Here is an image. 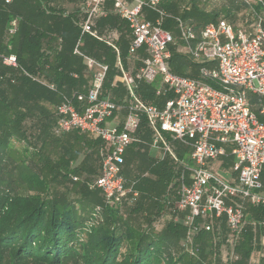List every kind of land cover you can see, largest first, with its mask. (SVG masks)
Masks as SVG:
<instances>
[{
  "label": "built area",
  "instance_id": "1",
  "mask_svg": "<svg viewBox=\"0 0 264 264\" xmlns=\"http://www.w3.org/2000/svg\"><path fill=\"white\" fill-rule=\"evenodd\" d=\"M146 12L153 13L154 18L149 19ZM68 13L63 11L64 15ZM110 13L128 28V57L144 51L136 69L124 67L118 32L96 27V20ZM76 16L79 33L72 53L82 59L90 81L85 90L61 96L54 107L51 132L60 137L73 131L100 140L99 173L87 181L88 187L99 190L102 198L94 215L103 206L122 209L138 201L140 192L134 180L123 174L122 166L126 149L142 142L138 132L144 118L152 146L160 150L159 159L169 157L175 164L176 177L169 182L162 202L172 213L186 211L182 219L186 234L181 243L190 246L189 252L195 254L193 239L200 231L218 240L223 217L227 235L220 248L227 246L225 261H235L238 256L233 246L245 223L246 207L264 208V121L251 110L248 98L249 93L264 98L263 17L255 14L247 27H234L226 19H217L198 29L185 19L173 17L178 31L176 42L172 32L162 27L164 20L172 16L161 0H82ZM16 27V20H11L7 38ZM86 35L104 42L115 54L116 80L112 86L119 82L125 90L118 101L102 94L108 64L80 50ZM169 44L198 65L197 77L172 71ZM0 60L10 68L19 67L13 53H0ZM20 71L55 90V84L43 77L21 67ZM142 82L156 84L155 96H167L161 106L139 96ZM175 142L189 148L190 163L178 157ZM226 155L232 157L231 174L224 178L211 166ZM158 222L160 218L152 226L157 227ZM249 264H259V256L250 257Z\"/></svg>",
  "mask_w": 264,
  "mask_h": 264
},
{
  "label": "trees",
  "instance_id": "2",
  "mask_svg": "<svg viewBox=\"0 0 264 264\" xmlns=\"http://www.w3.org/2000/svg\"><path fill=\"white\" fill-rule=\"evenodd\" d=\"M49 1L12 0L5 4L0 0V52L13 53L19 65L18 68H10L0 60V264H204L200 257H205L207 248L210 256L214 255L212 260L210 257L209 264H214L218 254L217 247L223 245L227 235L223 217L218 240H215V235L205 231H200L194 237L195 254L189 252L190 246L181 243L186 234V226L183 224L169 221L160 230H156L135 226L129 220L128 216L133 214L141 200H149L161 208H166L160 200L161 196L165 195L175 167L169 157L147 162L145 171L152 177L142 174L127 178L134 180V186L140 192L134 205L124 209L103 206L98 215H94V208L102 204L99 190L88 189L83 182L74 181L69 177L72 171L69 162L73 155L68 149H65L54 163H51L50 158L45 159L46 169L42 174H37L29 170L27 165L26 159L32 146L26 144L23 146L19 164L14 163V166L21 167L19 177L24 181L25 191L18 193L13 191L11 186H3L1 171L6 167L5 158L8 152L14 150L12 140L23 137L26 143L33 145L29 140L30 136H25L23 122L37 113L39 134H47L50 139H59L51 132L54 115L48 107L54 108L62 95H71L72 92H66L67 87L80 83L85 67L82 60L71 53L78 34V27L74 22L76 16L73 15L75 12L64 15L63 8L49 6ZM161 1L163 8L172 16L163 22L162 27L167 30L176 29L173 17L185 19L198 29L207 22L216 21L219 14L218 10L205 12L199 6L201 0H188V9L185 8L181 14L177 13L175 0ZM222 1L227 2L223 7L228 8L237 6L238 3L237 0ZM262 9L264 0L257 1L254 11L259 12ZM148 17L153 18L152 14ZM13 19L17 21V29L9 38L7 47L1 38ZM118 22L120 21L113 15L101 21L102 24L110 25H117ZM56 36L62 38L61 49L52 50L51 57L46 56L42 50L43 42L47 40L53 43ZM120 48L121 55L125 58L127 47L124 40H121ZM82 49L96 58L105 56L109 69L102 94L118 101L121 97L109 90L116 73L113 68L114 56L109 48L85 37ZM170 50L172 71L186 74L180 73L179 70L189 63L188 58L180 56L171 47ZM36 65L52 80L48 81L54 83L55 90L58 91L49 90L20 71L21 67L33 73L37 70L34 68ZM72 70L76 71L77 77L73 78L69 74ZM190 73L191 76L197 77L196 72ZM155 87V83L142 82L139 84L138 94L144 101L161 106L167 96H155ZM72 133L89 140V147L96 148L100 145L97 137L73 131ZM138 133L146 140L151 139L144 118ZM175 147L178 157L190 163L189 148L178 142H175ZM93 151L94 149L90 154H85L78 169L73 170L74 173L95 172L92 160L97 159V152L95 150L94 154ZM53 181L58 187L51 185ZM151 192L154 193L153 196ZM75 194L77 196H74ZM238 240L234 249L239 258L221 264H249V254L255 248L259 249L256 252L260 251L259 264H264L262 206L246 207L245 223ZM173 248L177 249L176 253Z\"/></svg>",
  "mask_w": 264,
  "mask_h": 264
},
{
  "label": "crops",
  "instance_id": "3",
  "mask_svg": "<svg viewBox=\"0 0 264 264\" xmlns=\"http://www.w3.org/2000/svg\"><path fill=\"white\" fill-rule=\"evenodd\" d=\"M55 1H59V0H50L49 1V6H53L54 8L57 9L59 6H56L54 4ZM67 1L69 2L67 4V6H70L71 8L68 9L67 6L66 7L64 6V7H61V8H63V10H65L67 12H75L73 15L76 16V12H77L78 6H79V4L81 3L82 0H76V1L67 0ZM5 4H9V3H5ZM107 6H109L108 2H107ZM186 9H188V8H186ZM146 13H148L147 17H148L149 14H152V16L154 18V14L153 13H151V12H146ZM110 15L115 16L114 14L110 13L107 16L96 20V27L100 31H104L106 28H112V29H114V30H116L118 32L119 39H118L117 42H118V47H119V50H120V56L122 58L124 67H126V69H128V70L136 69L141 64L139 58L144 56V51L142 49L138 50L137 53L135 54L136 56H133L132 58L128 57L127 53H126L125 58L122 57L120 43H121V40H124V42L126 43V47L128 46V43H129V40H128V34H129L128 33V28L125 26L126 25L125 22L120 20L117 16H115V17H117V19L121 23L118 22L117 25L116 24L115 25H110L108 23L102 24L101 21L106 19ZM76 18H77V16H76ZM153 18H149V19L152 20ZM74 22H75V20H74ZM8 27H9V25L3 31L2 38H1L2 39V43L7 45V47L9 46L8 45V40L10 38V37L7 38V36H6ZM16 29H17V27H16ZM174 30H176V29L174 28ZM170 31H173V30H170ZM176 32H177V37H178V31L176 30ZM78 33H79V30H78ZM77 37H78V34H77ZM77 37H76V39H77ZM85 37H89L91 39H94V38H92L90 36H87V35L84 36V38H83V40L81 42V45H80V50L84 54H86V55H88L90 57L96 58L95 56L83 51L82 47H83V45L85 43ZM76 39H75V41L73 43L72 49L74 47ZM94 40H96V39H94ZM96 41L102 43L107 48H109V50L111 51V53L114 56L113 68L115 69V67H114L115 54L113 53L111 48L108 45H106L104 42H102V41H99V40H96ZM61 44H62V38L60 36H56V40L53 41V43L47 42V40L44 41L42 50H44V53H45L46 56L51 57L52 50L59 51L61 49ZM72 49H71V53H72ZM172 49H174V48H172ZM0 53H3V52H0ZM179 55L180 56H184L182 54H179ZM73 56H76V55L73 54ZM76 57H78V56H76ZM184 57H186V56H184ZM78 58H80V57H78ZM96 59L106 62L104 55H101L100 58H96ZM34 68H36L37 70L33 71V74L37 75L40 78L43 77L47 81L51 80L46 74L43 73V71H42V69H40L39 65H36ZM75 72L76 71L72 70V71L69 72V74L72 76V73H75ZM115 72H116V69H115ZM73 78H75V77H73ZM115 80H116V73L114 74V77H113V79H112V81L110 83L109 88H111V89H109V90H111V92H113L114 95H119L120 97H122L125 94V90H124L122 84L119 83V82H117L115 84V86H112V83ZM89 81H90V74L87 71L86 66H85L83 68V71H82V74H81L80 83L77 84V85H69L67 87V91L66 92L70 93V92H72L74 90H80V91L85 90L88 87V85H89ZM63 87H64V90H65L66 89L65 86H63ZM57 88H58V86H57ZM51 91H53V90H51ZM56 91H58V89H56L55 92ZM248 98H249V103H250L251 110L258 116L259 119L260 118L264 119V98H260L257 95L252 94V93L248 94ZM48 108H49V110L51 109L50 113H52V115H53L54 108L52 106H49ZM36 115H38V114L36 113ZM122 116H123V112H122V114H119L118 119H120ZM38 117H39V115H38ZM116 120L117 119H114V121H116ZM261 121H264V120H261ZM109 123L112 124V121H110ZM54 137H56V136H54ZM60 137H56V138H59V139H56V145H58L57 146L58 150L56 149L57 147L53 149L54 152L57 150V154L54 153L55 155H53L52 158H50L49 160L51 161V163L56 162V160H58L59 156L63 153V151L65 149H68L70 151V154L73 155L71 157L70 162H69V167H70V169H72V171H70L69 177L72 176V175L78 176L80 179L77 180V181L78 182H83L87 186L88 189H91V188L88 187L87 181L91 180L92 178L97 176V174L99 173V169H100L99 149H100L101 145L96 146V148H94L95 146L89 147V142H88L89 140H85V138H83V137L75 136L72 132L66 133V134H64V135H62ZM140 138H141L142 142L141 143H135V144L129 146L126 149L125 154H124V163H123V166H122V172L127 178H133L135 176L142 175V174H144L146 176H151L149 174V172L145 171L147 162L151 161V160H153V161L160 160L159 159L160 150L158 148H155V147L152 146L151 139L150 140L149 139L146 140V139H144L142 137V135L140 136ZM139 147H141L140 150H138ZM82 149H87V151H88L87 153H89V154L91 153V151L93 149H94V151L92 153L96 154V152H97V154H96L97 155V159L96 160L98 161L97 167L93 163L94 166H95V168H94L95 172H93V173H87L85 171L81 172V173H74L73 172V170H75L76 168L78 169V166L80 165V163L82 162V160H83V158H84V156L86 154V153L82 154ZM95 150H96V152H95ZM231 161H232V157L230 155L223 156L221 158H218L213 163L211 168L214 171H216L220 176H222L224 178H227L231 174V171H230ZM92 162H93V160H92ZM134 162L136 164H134ZM262 175H263V171H262V174H261V179H262L261 182H262V184L264 186V177H262ZM154 178H155V176H154ZM154 178H153V180H154ZM166 191H167V189H166ZM153 194L154 193L151 192L152 196H153ZM74 196H77V195L75 194ZM100 196H101V194H100ZM161 198H162V196H161ZM124 208H122V209H124ZM166 210H167V207L166 208H164V207L161 208V206L158 205L157 203H153V202H151L149 200H143V201L141 200V204L137 205L136 209L133 211V215L136 214V215L141 216V217L144 215L145 219L147 220V225L146 224L144 225V224L140 223V226L151 228V229L155 228L156 230H160V228H162L169 221H173L175 223L183 224L182 223V219L184 218V215H185L186 211H180V212L172 213L171 210L168 209L167 212H165ZM158 215H159V217H157ZM156 217L160 218L162 223L159 224L157 227H153L152 226V223H153L152 222V218H156ZM254 252H255L254 253L255 255L257 254L259 256L258 252H260V251H258V252L254 251Z\"/></svg>",
  "mask_w": 264,
  "mask_h": 264
},
{
  "label": "rangeland",
  "instance_id": "4",
  "mask_svg": "<svg viewBox=\"0 0 264 264\" xmlns=\"http://www.w3.org/2000/svg\"><path fill=\"white\" fill-rule=\"evenodd\" d=\"M175 1L177 4L178 14H181L183 10H186L185 8L188 7L189 5L188 0H175ZM257 1H260V0H237L238 2L237 6L228 8V6L223 7V5L227 4V2H223L222 0H201V2H199V6L202 7L205 12L218 10L219 14L217 16V19H226L234 27H238L240 25L242 27H247L253 21L254 15L257 13L263 17V22H264V9L260 10L259 12L254 11V6ZM68 3L69 2L67 0H59V1L54 2V4L59 7H64V6L66 7ZM67 8L70 9L71 7L67 6ZM171 32L176 42L177 41L179 42L177 38L176 30L173 29V31ZM169 46L174 47L173 44L172 45L169 44ZM191 71L197 73L198 65L195 63H192L190 60L187 65H185L181 70H179L180 73L185 72L188 75H191L190 73ZM37 119H38V115L29 116L23 122V125H22V129L24 130L25 136H28V135L30 136L29 140L30 142L33 143V145L26 143V139H23V137L22 138L20 137L19 139H13L12 144H13L14 150L11 152H8V155L5 158L7 160V162H5L6 167L1 171V176H2L1 180L4 181L3 186H6V185L11 186L13 187V191H16L18 193H23L25 191V186H24V181L21 179V177H19V172H21V167H19L18 165L14 166V163L19 164V159H21L22 153H23L22 152L23 146H26V144L28 146H32L29 157L26 159V162H27V165L29 166V170L34 171L37 174L38 173L42 174V172H44V170L46 169V166H44L45 159L48 160L49 158H52L53 155L57 154L58 145H56V140L52 138L50 139V137H48L47 134L45 135L39 134L40 131L38 128H40V126H39V122L37 121ZM54 148L57 149V150L55 149L56 150L55 152L53 151ZM140 148L141 147H139L138 150H140ZM87 152H88L87 149H82V154H85ZM93 163L97 167L98 161L96 159L93 160ZM134 164L136 163L134 162ZM24 171H22L23 174H24ZM175 177H176L175 173H172V176L169 182H171L172 181L171 179H174ZM262 177H264V168H263ZM6 182H8L9 184H7ZM51 185L58 187V184H56L54 181L51 182ZM167 210L165 212H167ZM128 217L131 223L135 226H140V223L147 225V220L145 219L144 215L141 217L136 214L133 215L131 213ZM157 217H159V215ZM156 218H152V222L156 220ZM161 223L162 221L158 222L157 224L159 225ZM237 242H239V240H237L234 243V246H233L234 252H235L234 248ZM193 246H195V243L193 244ZM226 249H227L226 245H224L222 248L217 247L218 254L216 256L217 258L214 264H221V262L222 263L225 262V257H226L225 250ZM257 250L259 249H256V248L252 249L251 253L249 254V258L254 256V253H255L254 251H257ZM174 252L175 253L177 252L176 248L174 249ZM237 256L239 258L238 254ZM210 257H211L210 251L207 248L205 257L204 258L200 257V259L202 260L204 264L206 263L209 264ZM213 257H211V260Z\"/></svg>",
  "mask_w": 264,
  "mask_h": 264
}]
</instances>
